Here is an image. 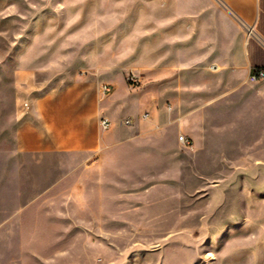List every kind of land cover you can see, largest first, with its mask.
I'll use <instances>...</instances> for the list:
<instances>
[{
  "label": "rangeland",
  "instance_id": "rangeland-1",
  "mask_svg": "<svg viewBox=\"0 0 264 264\" xmlns=\"http://www.w3.org/2000/svg\"><path fill=\"white\" fill-rule=\"evenodd\" d=\"M243 32L222 0H0V264H264V77L233 62ZM93 77L141 98L112 146L24 151L38 100ZM157 103L171 132L124 123Z\"/></svg>",
  "mask_w": 264,
  "mask_h": 264
},
{
  "label": "crops",
  "instance_id": "crops-1",
  "mask_svg": "<svg viewBox=\"0 0 264 264\" xmlns=\"http://www.w3.org/2000/svg\"><path fill=\"white\" fill-rule=\"evenodd\" d=\"M222 1L244 29L232 44L234 64L247 75L264 71V0ZM119 81L121 93L112 83L113 90L104 92L101 79L93 77L75 79L68 88L40 98L36 104L37 128H30L24 134L21 148L40 156L61 151L95 155L110 148L123 131L120 115L138 116L142 106L141 98L125 94L126 83ZM114 83L120 86L118 79ZM172 110L159 103L151 104L150 116H139L134 125L128 126L144 131L165 126L171 132ZM103 117L111 120L108 130L101 127ZM188 123L189 120L182 119L180 128L191 133ZM43 167L49 166L44 162Z\"/></svg>",
  "mask_w": 264,
  "mask_h": 264
},
{
  "label": "built area",
  "instance_id": "built-area-1",
  "mask_svg": "<svg viewBox=\"0 0 264 264\" xmlns=\"http://www.w3.org/2000/svg\"><path fill=\"white\" fill-rule=\"evenodd\" d=\"M250 34H253V31L252 30H249ZM264 77V71H257V72H253L251 74V79L252 80H258L259 78H263ZM128 80L130 82H132L133 84H137L140 80L137 76H134V75H131L128 77ZM113 90V85L112 84H109V83H105L103 84V91L106 92V93H109ZM146 116V115H145ZM124 123L127 124V125H130L132 124V118H126L124 120ZM101 127L104 129V130H108L110 127H111V120L104 117L101 119ZM179 140L183 143V144H190V140L189 138H187L186 136L184 135H180L179 136Z\"/></svg>",
  "mask_w": 264,
  "mask_h": 264
}]
</instances>
